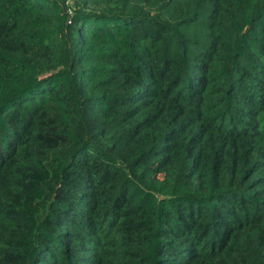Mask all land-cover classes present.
<instances>
[{"label": "trees", "instance_id": "1", "mask_svg": "<svg viewBox=\"0 0 264 264\" xmlns=\"http://www.w3.org/2000/svg\"><path fill=\"white\" fill-rule=\"evenodd\" d=\"M0 264H264V0H0Z\"/></svg>", "mask_w": 264, "mask_h": 264}]
</instances>
